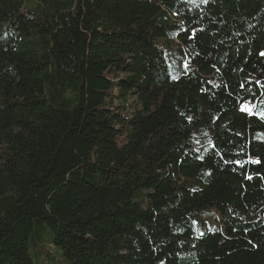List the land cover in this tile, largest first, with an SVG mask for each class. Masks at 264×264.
Returning a JSON list of instances; mask_svg holds the SVG:
<instances>
[{"label":"trees","instance_id":"16d2710c","mask_svg":"<svg viewBox=\"0 0 264 264\" xmlns=\"http://www.w3.org/2000/svg\"><path fill=\"white\" fill-rule=\"evenodd\" d=\"M262 53L264 0H0V264H264Z\"/></svg>","mask_w":264,"mask_h":264},{"label":"rangeland","instance_id":"374dc122","mask_svg":"<svg viewBox=\"0 0 264 264\" xmlns=\"http://www.w3.org/2000/svg\"><path fill=\"white\" fill-rule=\"evenodd\" d=\"M115 107H124V105H127V114L131 115L133 111L136 110H142V105L134 100V98H129L127 102H122L120 100H114ZM254 104L247 103L242 106V109L245 110L246 107L251 108V112L247 111L248 113L254 112ZM246 111V110H245ZM121 127V126H120ZM123 129V127H121ZM124 142V137L119 138V144L122 145ZM221 223V217L215 210H210L208 213H206L203 217V224L206 229L214 228L216 226H219Z\"/></svg>","mask_w":264,"mask_h":264},{"label":"snow or ice","instance_id":"6c2138e0","mask_svg":"<svg viewBox=\"0 0 264 264\" xmlns=\"http://www.w3.org/2000/svg\"><path fill=\"white\" fill-rule=\"evenodd\" d=\"M204 2H207V0H204ZM262 55H264V53H262ZM245 110L251 112V108L246 107ZM260 115L264 116V113H261Z\"/></svg>","mask_w":264,"mask_h":264}]
</instances>
